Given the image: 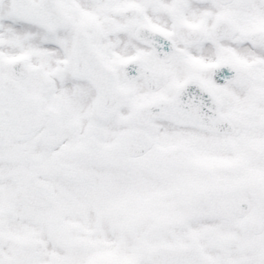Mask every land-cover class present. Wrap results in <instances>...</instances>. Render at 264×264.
Masks as SVG:
<instances>
[{"label":"snow or ice","instance_id":"snow-or-ice-1","mask_svg":"<svg viewBox=\"0 0 264 264\" xmlns=\"http://www.w3.org/2000/svg\"><path fill=\"white\" fill-rule=\"evenodd\" d=\"M0 264H264V0H0Z\"/></svg>","mask_w":264,"mask_h":264}]
</instances>
